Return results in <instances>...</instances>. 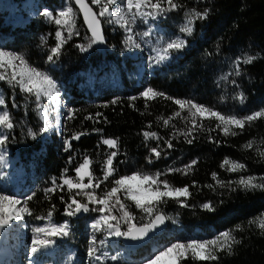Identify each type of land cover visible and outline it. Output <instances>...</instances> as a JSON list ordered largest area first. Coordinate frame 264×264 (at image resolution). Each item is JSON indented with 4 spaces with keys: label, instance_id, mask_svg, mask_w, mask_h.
I'll use <instances>...</instances> for the list:
<instances>
[{
    "label": "trees",
    "instance_id": "trees-1",
    "mask_svg": "<svg viewBox=\"0 0 264 264\" xmlns=\"http://www.w3.org/2000/svg\"><path fill=\"white\" fill-rule=\"evenodd\" d=\"M40 1H45L50 7L55 6L59 0ZM12 2L14 0H5L6 5ZM177 2L182 5L180 9L164 14L180 17L186 10L199 12L207 10L209 14L206 19L195 22L192 35H187L184 39L186 46L166 67L154 71L140 86H133L132 83L129 85L121 73L122 89H106L95 97L78 93L76 85L68 86L72 95L68 104L70 109L75 110V115L70 120L67 119L68 115L63 118L61 125L63 137H69L76 132H83L85 135L78 140L70 139L72 147L69 151L65 149L62 151V144L56 139L55 134L50 138L51 141L43 144L44 150L38 151L36 149L38 144L33 147L27 144L32 150H37L39 159V163L36 162L34 177V182L38 185L29 195L33 198L27 201V206L31 209L34 219L46 215L49 211H53L55 216L79 219L64 214L65 204L61 201V196L63 195L65 200L68 199L69 193L66 189L63 192L59 190L55 193L46 192L48 179L50 175H55L56 178L59 176L62 161L75 150L78 151V156H74L67 165V173L72 174L80 157L87 155L93 162L95 175L102 176L99 163L106 157L105 146L99 143V135L102 134L117 139L119 144L114 159L116 174L101 185L102 189L111 187V179L127 173L159 172L162 174L161 179L169 181L176 187L188 186L191 193L189 198H181L183 204L187 206H181V203L173 200L161 203L163 213H175L180 224L183 223L188 230H191L196 222H205L218 230L232 231L240 240L239 244L233 246L231 254L227 249L223 252L218 251L216 254L219 259L210 264H264L262 234L264 230L258 228L256 224L249 223L264 214V190L246 191L233 183L242 176H255L257 183L262 182L260 178L264 177V155H261L264 153V117L246 122L242 132L232 127L231 130L238 133L234 136L224 135L221 128L216 126L218 122L215 118L205 119L203 126L194 129L192 135L186 139L183 133L191 127L192 119L188 116L187 110L181 113V117L170 119L169 124L165 126L163 120L172 117L179 110L178 106L173 100L162 97H157L146 104L141 96V88L146 85L174 99L195 100L207 107L213 102L217 103L219 105L217 109H221L225 115L245 117L264 109V0H177ZM50 8L54 10V7ZM93 8L96 11L94 6ZM55 11L56 9L52 12L54 16L57 14ZM18 16L20 23L18 26L13 23L14 18L7 19L12 23V30L24 33L33 53H36L35 46L40 47L39 35L46 36L48 46L55 45V33L60 28L53 20L46 19L40 14L30 19ZM160 18L161 15L156 21L160 22ZM80 23L82 24L81 20ZM2 28L6 26L2 25ZM104 34L105 43L94 44L88 51L81 52L75 42L81 41L79 45L87 46L91 36L85 30L82 36L79 34L64 44L60 57L66 59L65 62L75 65L94 58L96 60L88 65H94L99 61H111L118 65L117 54L123 42L122 35L118 29L112 34L107 32ZM41 45L42 48L47 47L45 44ZM249 55L255 56L256 59L252 63L244 64L243 58ZM238 60L241 61L240 75H236ZM80 67L71 72L87 68L84 65ZM2 84L5 85L3 82ZM4 88V97L9 109L18 115L24 96L15 88L7 85ZM241 93L245 97L243 102L239 99ZM131 97L136 99L133 101ZM113 100L117 103L113 104ZM28 103L31 106L36 104L34 100H29ZM97 113L101 115L97 116ZM27 115L26 120H30L29 117L36 119L31 108L28 109ZM88 116L93 119H86ZM197 122H200L199 118ZM145 132H155L159 139L145 140L143 135ZM7 135L9 137L7 142L13 147L12 150L16 149L17 145L20 146L18 142L21 135L16 127L7 131ZM188 139H191L192 143H188ZM167 140H171V148L165 143ZM249 143L252 144L251 148L246 147ZM154 147L161 152L160 159H156L152 154L151 149ZM225 159L243 163L246 169L229 172L228 165L222 167ZM149 160L152 162L149 163ZM193 161L196 163L188 170L187 175L180 171L169 172V169H185ZM213 173L216 174L215 179ZM125 203L129 205V210L133 214L135 210L133 203L128 201ZM205 204H211L214 210H206L203 207ZM114 214L119 216L120 212L116 210ZM237 226H240V231L236 230ZM127 227L128 225L123 226L124 231ZM177 234L157 242L166 243ZM183 264L193 262L186 260Z\"/></svg>",
    "mask_w": 264,
    "mask_h": 264
},
{
    "label": "snow or ice",
    "instance_id": "snow-or-ice-1",
    "mask_svg": "<svg viewBox=\"0 0 264 264\" xmlns=\"http://www.w3.org/2000/svg\"><path fill=\"white\" fill-rule=\"evenodd\" d=\"M76 5L79 7L80 12L83 14L84 23L87 26L88 32L91 33V37L87 46L77 45L81 52L88 51L89 48L94 44H103L106 42L105 34L102 28L101 17L105 18L108 23H115L121 28L125 29L126 32L131 33L132 29L129 27L130 24L135 23V17L141 18L152 17L155 19L157 16L170 11H176L182 7L177 0H91V4L99 8V12L93 11V8L89 6L86 0H75ZM119 5V10L114 12L112 6ZM163 5H167L164 7ZM126 9V12H125ZM150 9V11H145ZM208 11L199 12L191 10L185 13L186 22L180 28V32L185 35L191 36L194 31V24L197 20L206 19ZM43 15L53 20L59 28L67 29V38L64 37L61 30H57L55 47L50 49V54L47 59L51 63H55V59H58L62 54L61 49L67 40L71 39L74 33L75 25V13L71 7L66 10L59 11L55 16L51 11L45 10ZM131 17V19H129ZM77 35L79 33H76ZM148 32L143 35L148 36ZM132 35L127 36L126 43L132 42ZM135 47H140L139 44H135ZM186 46V41L177 37L166 43L161 50L162 54H158L156 57V63H161L169 58L171 52H178ZM55 58V59H54ZM256 59L255 56H245L243 58L244 64L252 63ZM241 61H237L236 75H240L239 64ZM0 81H4L11 87H18L20 92L26 93L29 96L35 98L37 104L41 107V98H47L51 102L59 103V89L57 82L46 72H43L35 67H32L28 59L22 54H16L0 50ZM141 96L145 99L147 104L157 97L164 99L173 100V103L178 106L172 117L164 119L163 123L165 126L169 124V120L177 117H181V113L187 110L188 116L191 119V127L188 129L185 135H192V131L198 127L203 126L205 119L215 118L218 122L217 127L221 128L224 135H237L236 131H232V127L239 129L241 132L245 129L246 122H252L260 117H264V109L256 111L251 115L245 117H238L233 115H224L219 111L209 108L204 105L197 104L191 100L174 99L167 96L165 93L153 89L152 87L146 88ZM131 100H135L136 97H131ZM239 99L241 102L245 100L243 93L240 94ZM113 104L117 103L116 100L112 101ZM6 101L0 99V106H4ZM16 106L15 104L13 105ZM75 110L69 109L67 119H73ZM101 115L100 113L96 114ZM199 118V123L197 122ZM42 119H44L45 128L40 129V132L47 130L48 119L45 114L42 113ZM86 119H93L88 116ZM15 127V123L11 118V114L7 110L0 111V146H3L8 141V135L4 134L6 131H11ZM28 135L33 139H36V133L31 129L28 131ZM85 135L83 132L74 133L71 140H78L81 136ZM145 140L148 139H159L155 132H145ZM71 140L66 139L64 141L65 151H69L72 147ZM188 143H192L191 139L187 140ZM103 145H106L109 149H118L119 144L117 139L106 138L101 141ZM169 148L172 147L171 140L165 141ZM246 147L251 148L252 144L249 143ZM152 154L156 159L161 158V152L157 148L151 149ZM264 155V153H261ZM117 156V151H112L108 154L107 159L103 163L102 172L103 175L97 177L92 168V160L85 157L81 163H79L73 170L75 176H69L67 170L60 178V181L53 179L52 187L46 190L47 193H55L57 190L63 192L65 186L69 193L68 199L65 200L64 196H61V201L65 204L64 214L68 217L76 216L80 213H88L95 211L100 214L99 219H96L91 224V228L94 232H99L106 229L108 236L124 237L132 241H137L147 236L158 224H162L165 220L163 215H155L154 220H151L149 224L143 227H137L136 224L132 223L135 217L129 210V205L125 201H131L135 207L148 216H152L156 205L165 203L168 200L181 203V206H187L183 204L181 198L187 199L191 196L188 186L176 187L170 184L169 181L161 179L162 174L157 172L155 174L134 172L131 175L121 176L116 179H111V187H105L102 189L100 194H97L96 189H100L102 184L108 182L110 178L116 174L114 165V159ZM3 160V157H0ZM71 162V157L69 158ZM152 161L149 160V163ZM195 161L192 164L186 166L185 169H169V172L180 171L187 175L188 170L193 168ZM228 165L227 170L229 172H239L246 169V165L238 161H232L225 159L222 167ZM213 178H216V174L213 173ZM255 176L241 177L238 181L233 183L238 184L244 190H264V177H261L260 183L256 182ZM87 180V183H85ZM122 194V195H121ZM86 198V202L78 200L77 197ZM32 196H28L25 201H21L19 198L9 195L7 193H0V229L11 225L13 221H21L24 219L25 214L28 216L33 215L31 209L27 206V201L32 200ZM18 205H22L18 207ZM92 205L93 207H89ZM118 205V209H117ZM55 206H53L54 209ZM206 210H214L211 204H205L203 206ZM118 210L120 215L117 216L114 212ZM53 216V211L47 213L49 221ZM37 219H42L37 217ZM123 220L128 225L126 231L121 230L120 221ZM250 224H256L258 228L264 230V214L256 219L249 221ZM237 231H240V226L236 227ZM33 238L31 241V252L33 254L43 251L44 249L55 243L52 238H63L67 237L69 233V225L67 223L54 224L49 223L46 227H36L32 229ZM264 234V232H262ZM235 235L232 231L226 230L220 233L213 239L210 240H193L187 243L177 242L170 246L160 250L153 258L147 260V264H183L186 260H191L193 264L197 262H212L219 259L216 254L218 251L223 252L225 249L231 254L232 248L235 244H239ZM100 245L105 244V240L99 241ZM99 248L97 247V239L95 236L92 237L89 247L88 256L95 260L101 261L104 256L98 254ZM112 260H116V256L111 257Z\"/></svg>",
    "mask_w": 264,
    "mask_h": 264
},
{
    "label": "rangeland",
    "instance_id": "rangeland-1",
    "mask_svg": "<svg viewBox=\"0 0 264 264\" xmlns=\"http://www.w3.org/2000/svg\"><path fill=\"white\" fill-rule=\"evenodd\" d=\"M64 1L65 0H59L55 4V6H50V7H54L53 9L54 10L56 9L55 12H57L60 9V7L63 5ZM89 1L91 3V0ZM48 7L49 6H47V3H45V1H40V0H14V2L8 5H6L5 0H0V50L12 52L16 54H22L28 59L32 67H35L43 72H45L46 70V73L51 75L52 78L57 82V86L60 93L59 96L60 102L58 104L49 101L47 98L42 97L40 101V105H42L43 107H41L37 104L34 97L29 96L26 93L20 92L19 88L16 87L15 89L18 90L24 96V101L21 103V107H22L21 112L18 115H16L9 109L7 103L4 106H0V111L7 110L10 112L11 118L15 123V127L18 129V132L21 135L18 144H20V146L23 148L24 153H27L26 154L27 158L25 162L26 163L31 162L32 164H35V162L39 163V159L37 158L36 151L37 150L41 151L42 149L41 145L46 144V141L47 142L51 141L50 138L54 134L56 136V139L59 141V143L62 144V151L65 149L64 141L66 139L70 140L72 135L74 134V133L70 134L69 137L66 136L63 137L61 131V125H62L61 123L63 122V118L66 115H68L67 111L70 109L68 107V102L65 99L63 90H65V92L67 93V91L70 90V87L66 86V84H63V86H61L59 83L60 82L64 83L63 80H65L64 79L65 76H67L68 73H70L71 71L80 69L81 65H84L86 68L88 63H91L94 60H96V59L93 60L87 59L86 61L80 62L78 65H75L65 62L66 59H63L62 57L59 56L58 59L54 58L55 63H51L48 61L47 57L50 54V49L52 47H55L57 40L55 45L50 47L47 45L46 36L44 34L39 35V40L41 42L40 47L35 46L36 53H33L31 48L29 47V43H27L28 41L26 40L24 33L11 29L12 23L8 21L7 19L8 17L10 19L14 18L13 23L18 26L20 25L19 20L17 19V17H19L18 15L24 17L25 19H30L35 17L36 15L39 16V14L43 15L45 10L54 12V10ZM119 7H120L119 5L112 6V10L116 12L119 10ZM95 9L96 12L98 13L99 8L95 6ZM145 11H150V9H145ZM190 11L191 10H186L185 12H183V14L180 17L168 16L166 14H162L160 18L161 19L160 22L156 21L158 16L155 19H153L152 17L141 18L137 16L135 17V23L129 25V27H131L132 29L131 33L126 32L125 29L121 28L119 25L115 23H111V24L108 23L105 18L101 17L102 19H105L107 27L110 25L109 28L112 29L114 32L117 29L119 30L123 38L124 48L121 51L122 54H120L118 58L119 60L118 65L111 64L109 66L110 69L108 68L109 70L106 69L104 72L101 71L98 74V77L95 78L94 80L95 84H100V85L105 84L106 81H108L109 79L110 80L114 79L113 77H115L116 73L119 75H121L122 73L123 77L125 76L129 85H131L132 74L136 66H138L141 63H144V68L147 69L148 72H154L158 69L166 67L172 61L173 58L175 59L176 57L179 56L180 51L171 52L169 58L161 62V64L156 63V57L158 56V54H162L161 50L164 46H166V43L168 41L172 39H176L177 37L183 40L185 39L187 35L181 33L180 28L186 22L185 13ZM43 17L46 18L44 15ZM129 19H131V17H129ZM2 25L6 26V28H2ZM145 32L149 33L148 36L143 35ZM124 34L132 35L133 40L132 42H130V44L125 43L127 40V35L125 38ZM41 44H45L47 47L42 48ZM135 44H139L140 47H135L134 46ZM131 49L133 52H131ZM127 50H130L128 51V54H127ZM44 52L46 53L45 55L43 54ZM127 55H129L130 57L137 56L139 57L140 60L137 61L129 60L126 58ZM100 57L102 56L100 55ZM93 68L94 66L88 65V69H86L88 71H86L84 74L81 75L82 79L79 82L80 84L79 83L76 84V89L78 91H81L85 88H89L91 86L92 83L91 75L92 76L94 75L96 77L97 74V69L94 70ZM104 76L107 78H105ZM2 82L7 86L10 85L4 81H0V99L5 100L3 93V90H5L4 88L5 85H3ZM146 88H148V86L143 85L141 88V93ZM29 100H34L36 104L34 106H31V104L29 105L28 103ZM193 102L200 104L195 100H193ZM217 105H218L217 103L215 104L213 102L212 105L209 106V108H212L222 113L221 109H217L218 108ZM30 108L31 111L34 112L36 119L29 117L30 120H26V117L28 116L27 115L28 109ZM42 113L45 114L48 119L47 130L44 132H40V129L45 128L44 119H42ZM222 114L225 115V113ZM29 129H31L34 133H36V137H37L36 139H33L31 136L28 135ZM0 131H3V129H0ZM4 134L7 135V131L4 132ZM106 138H112V137H107L100 134L99 143L102 144L101 141ZM27 144L32 147L35 144H38V147L36 148L37 150L34 149L32 150L27 146ZM104 146H105L104 153H106V157H104L99 163V167L101 171L103 168V163L107 159L108 154L112 151H116V149H109L106 145ZM11 147L12 146H10L8 142H6L5 145L0 146V157H3V160H0V171L1 169H5L7 165H10V167H14L16 169H20L23 165L22 159L12 156ZM74 156H78L77 150L73 151L72 155H70L69 157H67L62 161L63 166L57 178L55 175L49 176L48 179L49 185L46 187V189L53 186L52 185L53 179L57 180V182L60 181V178L64 174L65 170H67V165L69 164V158L71 157L72 159ZM85 157L88 156L82 155L80 157L78 164L81 163ZM72 172H73L72 174L69 173L67 174L69 176H75L74 171ZM133 173L134 172L127 173L125 175H131ZM142 173L151 174V172L149 171H145ZM85 183H87V180H85ZM101 191H102V186L100 189H96L97 194H100ZM19 199L21 201H25L26 198L22 197ZM78 199L86 202V198L82 196L78 197ZM20 206L22 205H18V207ZM89 207L91 208L93 206L89 205ZM134 209H135L134 213L132 214L135 217V219L132 221V223L134 224L148 223L152 219L155 213L159 211L163 212V209L160 204L155 206L156 210L154 211L152 216H148L146 213L137 209L135 205H134ZM164 213L167 217V221L172 223V224H168L169 225L168 227L174 228L176 233L179 231V233L174 238L167 241L166 243H162V242L160 243L152 240L148 244L144 245L139 249H135L131 247L132 251L127 252L126 250H123L121 248L122 245L120 244L121 243L120 240H122L121 239L122 237L108 236L106 229L99 231V235L102 234L105 240V244H103L102 251L103 253L107 254L105 256L106 263L109 261L111 262L110 264H113L114 262L119 261V264H147V260L153 258L154 255L157 254L160 250H163L164 248L170 246L171 244L177 242L187 243L193 240H210L218 236L220 233L224 232V230H218L212 224L205 222H201V223L196 222L194 227L191 230H188L183 225V223L180 224V221L177 219L178 216L175 213H169V212H164ZM99 216L100 214L98 212L90 211L86 213L84 216L79 217V219L77 220L53 215L51 217V221H49L47 214L42 216L41 217L42 219H37V218L34 219L32 215L28 216L25 214L23 220L19 222L13 221L11 225L5 227V230L3 228V231H7L9 229V232L7 234L10 233L11 235L12 244L15 243L14 241H17L15 247L19 246L22 242H24L25 243L24 250L25 251L27 250L26 253L28 254L31 251V247H32L31 245V241L33 238L32 229L36 227H46L50 222L54 224L67 223L69 225L70 234L67 237H63V238H55V237L52 238L56 241L57 249H58V252L54 257L45 258L44 256L45 254H44L43 255L44 259L38 260V259H31L29 256L28 257L26 256L23 264H90V262L86 260V257L88 256L89 243L92 237L95 235V232L91 228V224L94 223L96 219H99ZM120 225H121V230L124 231L123 226H127V224H125L124 221L121 220ZM13 234L17 235V239ZM66 240H68V243L59 246L58 243L64 242ZM10 255L13 256V254ZM112 256H116L117 259L112 260L111 259Z\"/></svg>",
    "mask_w": 264,
    "mask_h": 264
},
{
    "label": "bare ground",
    "instance_id": "bare-ground-1",
    "mask_svg": "<svg viewBox=\"0 0 264 264\" xmlns=\"http://www.w3.org/2000/svg\"><path fill=\"white\" fill-rule=\"evenodd\" d=\"M68 7H71L73 9V12L75 13V25H76V27L74 29V33L83 34L85 32V26L83 24V21L81 20V17H80V14H79L78 10L73 5L71 0H65L63 5L60 7V9L57 12H59L61 10H66ZM100 19H101V22H102V27L104 28V24H103L104 19H102V18H100ZM80 20L82 21V24L80 23ZM109 27H110V25L107 27L106 30L105 29H103V30H104V32L112 34L114 31L112 29H110ZM60 30L63 32L64 37L67 38V35H65V34H67V29L66 28H60ZM126 35L127 34H124L125 38H126ZM122 49L117 54L118 58H119L120 54H122L121 53ZM128 51H130V50H127V54H128ZM131 52H133L132 49H131ZM126 58L129 59V60H133V61L140 60L139 57H137V56L130 57L129 55H127ZM111 64H116V63L115 62H111V61H106V62L105 61H99L96 64L92 65V66H94V68H93L94 70L97 69L96 77L94 75L93 76L91 75V79H92L91 86L89 88H85V89H83L81 91L77 90L78 93L83 94L85 96L95 97V96H97L99 94H102V92H104L106 89H113V90L114 89L115 90L122 89L123 88V86H122V76L117 74V73H116L115 77H113L114 79H112V80L109 79L108 81H106V83L104 82L105 84H102V85L95 84L94 80H95V78L98 77V74L101 71L104 72L106 69H108ZM86 69H88V67ZM86 69L85 70H81V71H77L75 73H73V72L68 73V76L67 77L65 76V78H64L65 80H63L64 83L60 82L59 84L61 86H63V84H66V86H69V85L70 86H75L77 83H79L81 81V79H82L81 75L84 74L86 71H88ZM153 73L154 72H148V70L144 68V63L139 64L138 66H136V68H135V70H134V72L132 74V84H133V86H140L141 83L143 82V80L147 77V74H148V77H149ZM105 78H107V77H105ZM63 91H64L65 99L69 103V101L72 98V95L70 94L71 90H69V91L66 90L67 93L65 92V90H63ZM68 107H69V104H68ZM41 147L44 150L43 144L41 145ZM11 153H12V156H15L16 158L22 159L23 160V163H22L23 165H22V167L20 169H16L14 167H10V165H7V167L5 169H1V171H0V193H7L9 195H12V196H15V197H18V198H22V197L27 198L38 185V183L34 182V177L36 176L37 163L36 162H35V164H32L31 162L30 163L29 162L26 163L25 161H26V158H27V155H26L27 153H24V151H21L18 148L14 149V150L11 149ZM168 226L169 225H166L165 228L160 233L152 236L150 238V240L148 241V243L150 241H152V240L157 242L158 240H164V239H169V238L173 237V235L176 233V231H175L174 228H170ZM4 230H5V228H4ZM3 232H4V237H3V241L1 243L2 247L0 246V258H2L3 255L5 254L8 243L11 242V245L14 248L15 245H16V242H17V241H14L15 243L12 244V237H11L10 233L7 234L9 232V229L7 231H3ZM13 235H15V238L17 239V235L16 234H13ZM112 237H115V236H112ZM121 239H122V240H120L121 241L120 244L122 245L121 248L123 250H126L127 252H131L132 251L131 247H133V246L129 245L128 243H126L123 240V237ZM52 248H53V244L51 246H49L48 248L44 249V251L48 252ZM133 248H135V247H133ZM135 249H139V248H135ZM9 261L10 260H7L6 263H9Z\"/></svg>",
    "mask_w": 264,
    "mask_h": 264
},
{
    "label": "water",
    "instance_id": "water-1",
    "mask_svg": "<svg viewBox=\"0 0 264 264\" xmlns=\"http://www.w3.org/2000/svg\"><path fill=\"white\" fill-rule=\"evenodd\" d=\"M71 1H72L73 5L76 7V9L78 10V12H79V14H80V17H81V20L83 21V24L85 25L83 14L80 12L79 7H78V6L76 5V3H75V0H71ZM86 2L89 4L90 7H92V5L89 3L88 0H86ZM92 8H93V7H92ZM93 11H95L94 8H93ZM95 12H96V11H95ZM85 27H86V30H87V26H86V25H85ZM102 28H103V27H102ZM103 31H104V30H103ZM87 32H88V30H87ZM88 33H89V35L91 36V33H90V32H88ZM85 214H86V213H83V212H82V213L76 215V217H82V216H84ZM155 215H163V216L165 217V220H164V222H163L162 224H158V225H157L152 231H150V232L148 233L147 236H145V237H143L142 239L137 240V241H132V240H130V239H126V238H124V237H123V240H124L126 243H128L129 245H132V246L135 247V248L142 247V246H144L146 243H148V241L150 240V238H151L152 236H154V235L160 233V232L165 228V226L167 225V222H168V221H167V217H166V215H165L163 212L159 211V212L155 213L151 220H154ZM151 220H150V221H151ZM150 221H149V222H150ZM149 222H148V223H144V224H136V226H137V227H143L144 225L149 224ZM3 237H4L3 229H0V246H1V243H2V240H3Z\"/></svg>",
    "mask_w": 264,
    "mask_h": 264
},
{
    "label": "built area",
    "instance_id": "built-area-1",
    "mask_svg": "<svg viewBox=\"0 0 264 264\" xmlns=\"http://www.w3.org/2000/svg\"><path fill=\"white\" fill-rule=\"evenodd\" d=\"M90 4H91V3H90ZM91 5H92V4H91ZM92 6H93V5H92ZM94 7H95V6H94ZM84 26H85V25H84ZM104 29H105V30L107 29V24H106V22H105V19H104ZM85 30H86V27H85ZM83 34H84V33H83ZM83 34H80V35L78 34V35H79V36H82ZM65 35H68V33L65 34ZM74 37H77V34H76V33H73L72 38H74ZM72 38H71V39H72ZM69 40H70V39H69ZM67 41H68V40H67ZM80 43H81V41H79V42H75V44H78V45H79ZM122 48H124V46H123V42H122V45H121V49H122ZM121 49H120V50H121ZM45 71H46V70H45ZM4 92H5V90H3V93H4ZM17 148L20 149L21 151H24L23 148H22L21 146H18V145H17ZM168 224H172V223L168 222L167 225H168Z\"/></svg>",
    "mask_w": 264,
    "mask_h": 264
}]
</instances>
